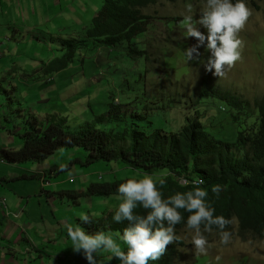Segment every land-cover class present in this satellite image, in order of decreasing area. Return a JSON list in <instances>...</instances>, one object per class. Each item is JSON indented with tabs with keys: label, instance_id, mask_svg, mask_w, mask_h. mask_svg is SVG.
Wrapping results in <instances>:
<instances>
[{
	"label": "rangeland",
	"instance_id": "rangeland-1",
	"mask_svg": "<svg viewBox=\"0 0 264 264\" xmlns=\"http://www.w3.org/2000/svg\"><path fill=\"white\" fill-rule=\"evenodd\" d=\"M12 1L5 13L10 25L0 22V38L6 47L9 64L6 68L0 60V200L5 198L7 201L10 221L19 226L27 224V233H13L9 239L0 237V243L6 248L4 255L7 253L8 257L15 258L14 264H88L82 252L73 251L67 238V226L75 227L77 224L82 227L77 221L88 212L101 217L102 213L98 212L101 209L97 205H104V201L109 205L111 200L86 196L74 199L61 196V192L87 191L92 184L112 183L141 174L124 167L121 162H97L85 166L81 162L86 161L89 153L84 148H61L40 161L11 160L6 151H19L25 144L23 133L29 130L31 121H28L31 115L28 111L46 123L47 119L55 117L72 131H77L95 116L106 115L111 103L120 106L119 117L120 113L129 115L130 111L145 113L144 105L149 107L152 93L157 94L158 90L164 91V105L166 100L185 92L187 95L184 97L194 100L191 95L200 90L201 83L208 77L224 89L237 92L243 99L250 102L257 98L260 100L264 98V0L256 2L259 11L253 10L239 33L243 42L240 59L231 68L226 67L220 77L206 71L209 53L205 47L199 49V58L193 61L185 59L184 49L194 45L196 40L186 38L184 27H174L175 31L166 32L163 39L159 38L160 33L153 35L157 40L154 45L166 50L162 54L165 70L158 62L150 63L149 68L163 72L160 74L162 79L155 80L148 75V85L143 83L146 74L140 76L144 69L143 59L138 66L132 58L122 59L118 52L109 55L104 50L88 52L83 64L75 60L62 73L42 72L43 63L48 62V58H60V50L64 48L62 38L54 34L65 27L73 29L90 23L104 0ZM203 3V0H160L146 12L157 19L180 20L189 14L198 19ZM188 4L192 6L191 13L186 10ZM200 31L206 33L203 28ZM177 41H183L186 47H178ZM150 50L157 55L156 49ZM95 57L101 63L88 70L91 60L98 62ZM166 64L170 65L167 66L170 72H166ZM130 68L132 70L129 71ZM131 71L139 77L136 78L137 84L128 91L121 86L119 78L130 76ZM51 74L53 83L45 87L41 80ZM129 93L130 97L127 96ZM113 94L116 95L114 98ZM127 102L134 104L133 108ZM157 111L166 118V110ZM172 113L178 115L176 111ZM217 117L224 122L214 129L217 137L233 133L234 126L227 121L226 115L218 112ZM108 123L111 124L107 119L101 128H109L111 125ZM234 137L233 134L228 135L229 143H234ZM40 176H45L46 183ZM19 214H22L20 219ZM236 230L234 227L233 231ZM174 234L183 243V247H177V264H264V241L254 237H239L234 233L227 244H221L219 235L206 233L203 234L207 239L206 251L200 253L192 244V230L174 231ZM38 255H43L45 261H41ZM102 257L104 261H101ZM95 264H120V261L110 252L99 251L95 254Z\"/></svg>",
	"mask_w": 264,
	"mask_h": 264
},
{
	"label": "trees",
	"instance_id": "trees-1",
	"mask_svg": "<svg viewBox=\"0 0 264 264\" xmlns=\"http://www.w3.org/2000/svg\"><path fill=\"white\" fill-rule=\"evenodd\" d=\"M159 1L104 0L90 23L73 29L65 27L54 34L62 38L64 48L60 50V58H48V62L43 63L42 72L62 73L75 60L83 64L88 52L104 50L109 55L118 52L122 59L132 58L138 66L140 59H143L144 69L140 76L146 74L144 85L150 82L146 80L148 75L155 80L162 79L160 74L163 70L149 68L150 63L158 62L164 69L162 54L166 50L160 45H154L157 40L153 35L160 33L159 38L163 39L166 32L171 33L174 27L184 25L182 18L157 19L147 14L146 10L150 6H156ZM255 1L247 0V6L257 8ZM176 45L186 47L183 41H177ZM151 48L160 54L153 55ZM95 58L98 62L91 60L88 70L95 69L101 63L98 57ZM167 66L170 65L166 64V72H170ZM130 73V76L119 78L121 86L128 91L137 84L136 78L139 77L137 73ZM48 77L52 78L53 75ZM163 92L158 90L157 94L152 93L149 107H143V112H149L148 114L130 111L129 115L120 113L119 117L120 106L111 103L106 115L95 116L94 120L85 122L77 131H72L55 117H50L46 123L28 111L31 114L28 121H31L29 130L23 133V148L6 153L14 161H40L61 148H84L89 153L86 161L81 162L85 166L97 162H121L124 167L141 176L147 173L164 178L165 184L160 189L164 198L178 191H188L192 187V180L202 179L204 183L200 186L208 190V200L215 208L214 215L223 216L230 221L225 228L230 237L235 233L239 237L250 236L264 241V98L250 102L239 97L237 92L228 91L216 84L210 77L201 83L199 91L191 95L195 97L194 100L184 97L187 95L185 92L184 95L178 94L166 100L164 105ZM112 96L114 98L116 95ZM127 96L130 97V93ZM127 105L133 108L134 104L127 102ZM158 109L166 110V118ZM172 111H176L178 115H174ZM218 112L226 115L227 121L234 126L233 133L228 134L235 135L233 144L229 143L227 134L217 137L214 133V129L224 123L219 121ZM106 116H109L107 119L111 122L107 125L111 126L101 128L107 120ZM141 176L135 177L139 179ZM125 180L92 184L87 191H65L61 192V196H71L74 199L77 196L103 197V200H111L109 205L107 201H104L105 206L97 205L101 209L98 210L102 213L101 217L88 212L90 222H77L82 224L83 229L86 226L85 231L89 234L100 230L122 234L128 222L115 223L112 216L121 202L117 199L116 188ZM182 180H188L189 184H182ZM216 184L221 185L218 195L211 192V187ZM146 211L139 205L134 209V213L140 215L146 214ZM179 211L183 219L175 226L174 231L177 233L189 230L185 221L190 213L183 209ZM234 227H237L236 232L233 231ZM201 231L203 232V226ZM206 233L219 235L215 226L210 232H203ZM179 245L183 247L181 240L176 238L158 260H149L148 264H177ZM121 249L126 250V245L122 242ZM37 257L45 261L43 255ZM96 258L100 257L96 255ZM102 258L101 261H104V257Z\"/></svg>",
	"mask_w": 264,
	"mask_h": 264
},
{
	"label": "clouds",
	"instance_id": "clouds-1",
	"mask_svg": "<svg viewBox=\"0 0 264 264\" xmlns=\"http://www.w3.org/2000/svg\"><path fill=\"white\" fill-rule=\"evenodd\" d=\"M258 9V6L248 7L247 0H204L198 19L190 14L183 18L186 38L196 40L194 45L184 49L185 59L193 61L199 58V49L205 47L209 53L206 71L216 77L222 76L226 67L231 68L240 59L243 42L239 33L253 10ZM186 10L191 13V4L186 5ZM200 28L205 29L206 33L201 32ZM44 81V85L48 86L53 83V77ZM40 178L46 183L45 176ZM181 183L187 185L189 181L182 180ZM203 183L202 179H194L190 190L178 191L164 198L160 191L165 184L164 178L144 173L139 179L134 176L125 180L116 188L117 199L121 202L112 216L115 223L128 222L122 234L111 230L88 234L77 224L75 227L68 225L67 238L71 241L73 251L82 252L88 264H95V254L99 251L110 252L120 264H148L149 260L156 261L176 239L174 229L183 219L179 211L181 209L190 213L185 226L192 230V244L198 252L206 251L207 239L203 232H210L213 226L219 232L220 243L227 244L230 233L225 228L230 221L214 215L215 208L208 200V190L200 186ZM220 191L219 184L211 187L213 194L218 195ZM138 205L147 210L146 214L134 213ZM80 221L90 222L89 215H82ZM121 242L126 245V250L121 249ZM216 259L219 261L220 258Z\"/></svg>",
	"mask_w": 264,
	"mask_h": 264
},
{
	"label": "crops",
	"instance_id": "crops-1",
	"mask_svg": "<svg viewBox=\"0 0 264 264\" xmlns=\"http://www.w3.org/2000/svg\"><path fill=\"white\" fill-rule=\"evenodd\" d=\"M12 2H13L12 0H0V15H1L0 22L3 25H10L9 22L7 21V16L5 15V13L7 12V8L12 4ZM2 40L3 39L0 38V53L2 52V49L4 48L3 44H2ZM38 40H41V39H38ZM5 48L3 50V54L2 53L0 54V60L2 61L3 66L7 68V67H9V64L6 61L7 54H6ZM7 50L10 51L8 48H7ZM10 58H11V56H10ZM39 71L40 70H37L36 72H39ZM47 78H51V77H48V76L44 77L41 81H44ZM22 81H23V79H22ZM44 83H46V81L43 82V85H44ZM44 86L46 87V85H44ZM48 197H50V196H48ZM7 205L8 204L6 201V207H0V237H1V239L2 238L3 239L4 238L9 239L13 233L19 232L20 235L27 233V224L23 223L22 226H19L16 223L10 221V214L8 213L9 206H7ZM20 215H22V214L18 215V219H20ZM4 250H6L5 246L1 245V243H0V264H14L15 258L14 257H12V258L8 257L7 253H6V255H4L5 254Z\"/></svg>",
	"mask_w": 264,
	"mask_h": 264
},
{
	"label": "built area",
	"instance_id": "built-area-1",
	"mask_svg": "<svg viewBox=\"0 0 264 264\" xmlns=\"http://www.w3.org/2000/svg\"><path fill=\"white\" fill-rule=\"evenodd\" d=\"M0 207H6L5 199L0 200Z\"/></svg>",
	"mask_w": 264,
	"mask_h": 264
}]
</instances>
